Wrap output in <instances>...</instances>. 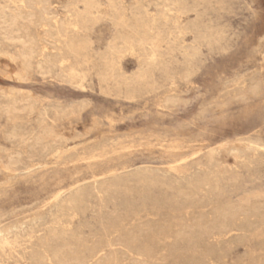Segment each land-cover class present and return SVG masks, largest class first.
<instances>
[{
  "label": "rangeland",
  "instance_id": "rangeland-1",
  "mask_svg": "<svg viewBox=\"0 0 264 264\" xmlns=\"http://www.w3.org/2000/svg\"><path fill=\"white\" fill-rule=\"evenodd\" d=\"M47 4L65 35L27 79L0 23V264H79L95 247L97 264H264V0ZM75 180L83 207L75 190L50 203Z\"/></svg>",
  "mask_w": 264,
  "mask_h": 264
},
{
  "label": "bare ground",
  "instance_id": "bare-ground-1",
  "mask_svg": "<svg viewBox=\"0 0 264 264\" xmlns=\"http://www.w3.org/2000/svg\"><path fill=\"white\" fill-rule=\"evenodd\" d=\"M6 12L4 10V7L0 9V23L4 25L3 30L6 31L7 35L4 38H7L8 41H13V42H18L20 45V49L18 51V56L12 57V60L14 62H16L18 69L17 71L14 73V78L15 80H24L27 79L30 71H31V67H32V61L34 58L37 57V61L35 63H37V66L42 69L41 63L42 62H46V63H54L55 61L52 60V57H55V55H57V53H51L50 51V46L46 44V42H49V39L52 35H57L59 37L65 35L64 32H62L61 27L64 25L65 21H62V19L60 18H56L54 16H52L50 14L49 8H48V4H47V0H11L9 2V4L6 5ZM38 23L41 28H42V34L40 35L39 39H36L34 36H32L29 31H28V24H36ZM68 25H73L75 26L74 22H67ZM2 29V28H1ZM4 31V32H5ZM4 33H1L0 35L2 36ZM4 36V35H3ZM3 39V38H2ZM4 40V39H3ZM51 41V40H50ZM53 41H57V39H54ZM9 43V42H8ZM13 44V43H12ZM55 50H59V47H54ZM17 49V47L15 48ZM129 49H131V46L129 47ZM53 50V49H52ZM0 54H7L6 52H1ZM60 62L64 61V58L60 55L59 60ZM83 63V62H82ZM85 63V62H84ZM35 65V64H34ZM36 68V67H35ZM38 68V69H39ZM39 74V73H38ZM13 75V74H12ZM55 77V76H54ZM59 79V78H57ZM29 80V79H28ZM81 86V85H80ZM12 91V90H11ZM242 94V93H241ZM8 95V94H7ZM242 99V98H241ZM14 101H16L15 98H13ZM7 101V100H6ZM4 103H2L3 105ZM9 105V104H8ZM11 106V105H10ZM1 108V107H0ZM8 109V108H7ZM14 109V108H13ZM29 109V108H28ZM31 109V108H30ZM37 109V108H36ZM20 110V109H19ZM12 111V110H11ZM14 112V111H13ZM19 112V111H18ZM2 113V112H1ZM6 113V112H5ZM37 114V113H36ZM5 115V114H4ZM7 115V114H6ZM1 116V114H0ZM8 116V115H7ZM38 116V115H37ZM5 118V117H4ZM29 119V118H27ZM26 119V120H27ZM14 120V119H13ZM16 120V119H15ZM5 121H7L5 119ZM4 121V122H5ZM10 120H8L9 122ZM22 121V120H21ZM28 121V120H27ZM16 122V121H15ZM111 122V121H110ZM13 123V122H12ZM11 123V124H12ZM38 123V122H37ZM7 125V123H6ZM94 125V124H93ZM10 126V125H8ZM6 127V126H5ZM14 128V127H13ZM13 128L12 129L14 132L15 130ZM29 128V127H28ZM32 128V127H31ZM50 128V127H49ZM9 129V131H10ZM43 129V128H42ZM11 130V131H12ZM33 130V129H29ZM12 131V132H13ZM27 131V130H26ZM34 131V130H33ZM32 131V132H33ZM4 132V131H3ZM2 132V133H3ZM8 132V131H7ZM11 132V133H12ZM13 132V133H14ZM39 132V131H38ZM9 133V134H11ZM12 133V134H13ZM41 136L37 137L36 135H33V137H37V142L43 144V148H46V144L43 142L44 139H47L48 137H50V139H52L51 137H56L57 135L52 131L51 129H44L43 132L41 131ZM7 134V133H5ZM27 134V133H26ZM8 135V134H7ZM3 136V135H2ZM10 136V135H9ZM12 136V135H11ZM22 137V134L20 135ZM63 136V135H62ZM6 137V136H5ZM13 137V136H12ZM24 137V136H23ZM65 137V136H63ZM15 138V136H14ZM20 137H18V141ZM7 139V138H6ZM5 139V140H6ZM30 139V138H29ZM28 139V140H29ZM34 139V138H33ZM10 140V138L8 139ZM13 140V139H12ZM28 140H26L27 142H29ZM64 140V139H63ZM241 140H237L235 142V144L237 143H241ZM250 139L247 138V140L245 141V143H250ZM226 143V142H225ZM234 143V142H231ZM35 144V143H34ZM223 144V143H222ZM41 147V146H40ZM127 147V146H126ZM209 147V146H208ZM71 148V147H70ZM124 148V147H123ZM261 148V147H260ZM42 150V148H40ZM66 150L59 152V158L61 157V155L71 149H67V147L65 148ZM207 149V148H206ZM25 150V149H24ZM35 150V149H34ZM44 150V149H43ZM42 150V151H43ZM213 150V149H212ZM13 151V150H12ZM109 151V150H108ZM203 151V150H202ZM44 152H46L44 150ZM117 152V150H116ZM8 154H10L8 152ZM11 155V154H10ZM38 155V154H37ZM107 155V154H105ZM12 156V155H11ZM9 157V156H7ZM6 157V159H7ZM101 157V155H100ZM98 157V158H100ZM178 156H173V159L171 162H176ZM10 158V157H9ZM29 158V157H28ZM27 158V159H28ZM97 158V156H96ZM90 159V158H89ZM1 160V159H0ZM5 160V159H4ZM8 160V159H7ZM10 160V159H9ZM12 160V159H11ZM58 160V159H57ZM17 159H14L13 161H10L12 164L17 163ZM57 162V161H56ZM2 163V162H0ZM6 164V163H3ZM61 164V163H59ZM8 165V164H7ZM11 165V164H10ZM182 166L181 162H176V163H172V165L168 166V170H173V171H180ZM7 169H11L12 171V167L10 168L7 167ZM3 170V169H1ZM7 171V170H6ZM10 171V170H9ZM13 172V171H12ZM167 173V172H166ZM101 175H103L104 178H106L107 176H115V171L112 169H108L106 170L104 173H102ZM94 180V182L98 181V178L96 175L93 176L92 178ZM199 181V183H204L207 184L208 183V179L204 176L199 177L197 179ZM1 181V180H0ZM159 182V181H158ZM84 183H87L86 180H75L71 183V185L65 189V191L62 192H58L56 194H54L53 198H52V202L57 201L63 194L64 192H71L75 190V193H73L67 201H69V204H71V209L72 212L75 213L76 211H78L79 208L83 207L84 202H85V196L83 193H78L76 192L77 189H81L82 185ZM184 189V188H183ZM178 191V190H177ZM263 193V192H262ZM262 195V194H261ZM264 196V195H262ZM248 201V200H247ZM261 203V202H260ZM5 212V211H4ZM37 216H35L36 218ZM34 218V219H35ZM9 226L4 223L2 225H0V236L4 237V235L8 232L9 230ZM137 241H141V243H146V240H140V238L137 239ZM67 247V246H66ZM102 247H95L92 248L88 255H86L84 258L80 259L79 264H85L87 262L90 261H94L95 264L98 263L99 259H100V253H101ZM79 260V259H78Z\"/></svg>",
  "mask_w": 264,
  "mask_h": 264
}]
</instances>
